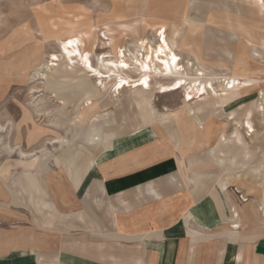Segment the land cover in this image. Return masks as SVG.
Segmentation results:
<instances>
[{
    "label": "rangeland",
    "instance_id": "obj_1",
    "mask_svg": "<svg viewBox=\"0 0 264 264\" xmlns=\"http://www.w3.org/2000/svg\"><path fill=\"white\" fill-rule=\"evenodd\" d=\"M263 10L264 0H0V183L21 179V171L44 161L47 170L58 168L46 177L47 183L54 175L65 177L64 165L76 149L89 148L93 137H114L110 148L89 156L95 163L158 143V151L167 155L175 150L186 162L208 157L204 163L212 173L200 178L203 184L213 188L226 184L235 202L247 208L237 219L264 231V218L257 211L264 182ZM208 28L220 30L216 35L233 42L238 54H221ZM162 29L180 58L187 84L196 80L205 85L206 96L193 91L194 99L184 103L187 89L162 94L158 85L171 80L157 78H151L150 90L129 86L114 92L112 83L101 85L99 77L81 71L78 60L65 66L59 53L60 41L75 37L80 51H88L92 65L104 72L101 59L115 60L120 48L137 56V42L148 39L154 45ZM224 47L223 43V51ZM50 55L58 56L59 62L51 61ZM197 70L205 72L203 77ZM204 105L212 111H196ZM246 119L253 132L246 129ZM175 120L196 129L197 133L191 131L193 143L168 138L178 132ZM237 136L244 147L224 143ZM231 145L239 154L233 161L223 160L222 172L214 154ZM1 184L0 254L10 249L6 246L24 247L29 237H37L28 236V230L41 237L47 231L44 219L57 218L43 188L40 195L31 188H13L17 194L13 202ZM41 202L47 206L41 208ZM17 234L19 238L13 237Z\"/></svg>",
    "mask_w": 264,
    "mask_h": 264
},
{
    "label": "crops",
    "instance_id": "obj_2",
    "mask_svg": "<svg viewBox=\"0 0 264 264\" xmlns=\"http://www.w3.org/2000/svg\"><path fill=\"white\" fill-rule=\"evenodd\" d=\"M207 33L222 48L221 54H238L233 42L216 35L220 30L208 28ZM151 113L147 107L149 122ZM173 124L178 132L168 134L171 141L193 143L191 131L196 129L183 127L177 120ZM113 139L93 137L89 148L76 149L64 165L65 177L54 175L47 183L46 177L58 168L47 170L44 161L21 171L19 180L0 183L13 202L17 200L13 188H31L39 195L43 188L49 209L57 216L52 222L44 219L47 231L41 237L28 230V236L37 237H29L26 246H6L10 249L1 251L0 264H264V231L237 219L247 208L235 202L226 184L213 188L200 180L209 172L208 157L186 162L175 150L167 155L158 151L157 143L95 163L89 156L110 148ZM235 139L224 143L244 147L242 138ZM227 148L214 154L222 172L223 160L233 161L239 154L233 145ZM262 185L257 206L260 219L264 218Z\"/></svg>",
    "mask_w": 264,
    "mask_h": 264
},
{
    "label": "bare ground",
    "instance_id": "obj_3",
    "mask_svg": "<svg viewBox=\"0 0 264 264\" xmlns=\"http://www.w3.org/2000/svg\"><path fill=\"white\" fill-rule=\"evenodd\" d=\"M263 14H264V10H263ZM157 36H158L157 37L158 40L154 45H152L150 41H148V39L140 40L139 42H137L139 43V49H138L139 54H137V56H134V54H131L130 51L127 49L122 50L120 48L117 52L118 57H115V60H112V59L105 60V59L100 58L101 61L99 62L98 60V62L100 64L101 70L103 69L104 72L97 70L98 67L96 66L97 68H95L92 65L91 59H90V56L92 55H90L88 51L86 52L80 51V47H79L80 41L75 37H68L60 41V43L58 42L59 43V53L64 59L65 66L68 67L71 64H75L76 61L78 60L79 69L81 71H84V72L87 71L85 73H90V75L93 77L94 76L99 77L100 78L99 81H101L100 82L101 85H103V83L105 84V82L112 83V87H114V92L122 90L124 87H129V86L130 87L138 86V87H142L145 90H150L151 78H157V79L171 80L169 84L158 85L157 89H159V92L162 94L176 92L182 88L187 89L185 96H184L185 97L184 103L194 99L192 95L193 91H196L195 92L196 96L197 95L206 96L208 93L206 90L207 88H205V85L199 84L200 82L198 83L196 80H193V81L191 80V82L187 84V78H185L184 76L185 71H183V67L180 64V58L173 51L172 46L168 42L166 31L162 29L158 33ZM173 57H176V60L174 62H173ZM50 58H51V61H54V62H59L60 60L58 56L56 55H50ZM188 69L187 71H189ZM197 72H198L197 74L198 76H202L205 73L202 70H197ZM129 74H133L134 76H130ZM41 75L43 76V74ZM134 78H136V80H134ZM189 80L190 79H188V81ZM200 80H203V79H200ZM208 80L205 79V81H208ZM197 83L198 85H196ZM211 83L209 80V84L207 85L210 86ZM233 83H234V80H232V85ZM233 88L234 87H232V89ZM93 90L94 92H96V94L99 93V90L96 89V87H93ZM213 96H216L215 92L213 93ZM209 97L210 96H208V98ZM85 103H86L85 108H87L89 106V103L88 102H85ZM204 106H207V105H204ZM260 108H261L260 110L263 111L264 113V106L261 105ZM202 109H203L202 107L201 108L197 107L196 110L198 112ZM263 117H264V114H263ZM246 129L249 130V132H253L251 123L248 121V119H246ZM241 200L245 202L246 198H242L241 196ZM260 210H261V213L264 214V203L260 205ZM233 227L238 228L235 225H233L232 228Z\"/></svg>",
    "mask_w": 264,
    "mask_h": 264
},
{
    "label": "snow or ice",
    "instance_id": "obj_4",
    "mask_svg": "<svg viewBox=\"0 0 264 264\" xmlns=\"http://www.w3.org/2000/svg\"><path fill=\"white\" fill-rule=\"evenodd\" d=\"M176 60V57H173V62Z\"/></svg>",
    "mask_w": 264,
    "mask_h": 264
}]
</instances>
